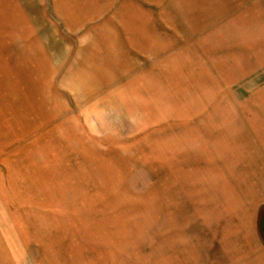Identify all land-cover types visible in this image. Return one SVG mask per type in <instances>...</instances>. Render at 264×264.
Wrapping results in <instances>:
<instances>
[{
    "label": "rangeland",
    "instance_id": "374dc122",
    "mask_svg": "<svg viewBox=\"0 0 264 264\" xmlns=\"http://www.w3.org/2000/svg\"><path fill=\"white\" fill-rule=\"evenodd\" d=\"M0 264H264V0H0Z\"/></svg>",
    "mask_w": 264,
    "mask_h": 264
}]
</instances>
